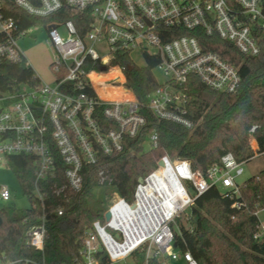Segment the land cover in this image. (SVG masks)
I'll return each instance as SVG.
<instances>
[{
	"label": "built area",
	"instance_id": "1",
	"mask_svg": "<svg viewBox=\"0 0 264 264\" xmlns=\"http://www.w3.org/2000/svg\"><path fill=\"white\" fill-rule=\"evenodd\" d=\"M6 1L31 17H56L53 24L39 25L47 30L56 57L50 67L52 83H44L35 73L39 87L23 85L0 93V166L9 163L10 157L33 158L32 200L25 194L31 204L27 210L40 208L41 212L22 247L43 256L36 262L9 259L0 252V264H47V200L54 199L58 205L54 214L64 216L65 206L73 195L82 193L85 174L93 168H98L96 190L107 193L104 221H95L79 239L78 264H104V259L110 264H198L176 244L178 220L212 189L240 196L244 184L237 179L245 167L257 159L264 162V150L254 138L256 127L250 131L255 146L250 144L253 156L248 160L238 161L229 153L203 174L187 160L164 156L138 183L131 202L114 190L110 170L99 167L104 158L124 153L128 140L139 138L149 123L147 114L158 123L193 129L188 115L191 77L221 94L240 88L239 68L207 50L190 32L201 30L205 36L231 43L246 58L257 57L264 33V0H0V71L6 63L31 66L19 42L32 28L23 29L21 19L8 15ZM65 10L86 16L81 27L85 34H80L73 20L61 17ZM180 31L189 34L179 35ZM124 57L129 64L114 65L125 61ZM140 59L144 66L139 65ZM149 59L157 60L154 71L162 72L165 82L142 104L127 88L126 72L129 65L146 67ZM110 69H117L120 77L98 86L106 95L115 89L131 99L99 95L91 75ZM157 141L158 132L153 129L147 148ZM12 198L10 190L1 186L0 200ZM235 207L242 206L236 203ZM259 213L254 239L264 241V219Z\"/></svg>",
	"mask_w": 264,
	"mask_h": 264
},
{
	"label": "trees",
	"instance_id": "2",
	"mask_svg": "<svg viewBox=\"0 0 264 264\" xmlns=\"http://www.w3.org/2000/svg\"><path fill=\"white\" fill-rule=\"evenodd\" d=\"M6 4L8 15L21 19L23 29L56 22L54 16L42 20L25 14L9 1ZM60 15L64 20H73L80 34H85L86 29L81 27L86 16L74 15L67 10ZM181 34L189 33L180 31ZM190 36H197L207 50L238 67L241 86L233 94H221L206 87L196 77H191L188 83V115L194 123L193 129L169 122L158 123L147 114L149 123L139 138L128 140L124 153L104 158L99 168L110 170L114 190L129 202L134 199L139 179L155 170L164 156L171 160H187L194 169L205 174L219 164L226 154H233L238 161L251 158L253 150L249 140L254 127V138L259 149L264 150V33L260 35L261 53L253 58L244 57L231 43L217 36H205L201 30L190 32ZM124 59L115 61L114 65L129 64L127 57ZM156 65L157 60L149 59L146 67H136L132 72H126V86L142 104L148 102V97L159 86L154 71ZM93 82L98 88V84L106 81L101 75ZM23 85L39 87L40 82L32 67L25 62L19 65L4 64L0 71V93L20 90ZM112 91L107 97L99 95L108 99L128 98L120 92L118 96H112ZM153 129L158 132V141L155 146L147 148V137ZM9 165L23 193L32 200L33 158L10 157ZM60 168L63 171L61 164ZM97 172L98 168H93L85 174L84 190L73 195L71 203L65 206L64 216L54 214L58 206L54 199L50 197L47 200L50 206L44 253L47 264H78L79 239L95 221H104L106 202L96 203L93 200ZM236 203L242 207H235ZM263 210L264 169L244 183L239 197H232L217 189L199 197L190 209L187 224L178 220L180 233H176V244L183 252L189 251L198 264H264V241L254 239L258 224L256 213ZM40 212V208L36 211L15 207L0 209L3 221L0 227L1 253H5L9 259L42 260L40 252L22 247L26 232L36 224ZM103 263L110 264L107 259Z\"/></svg>",
	"mask_w": 264,
	"mask_h": 264
},
{
	"label": "rangeland",
	"instance_id": "3",
	"mask_svg": "<svg viewBox=\"0 0 264 264\" xmlns=\"http://www.w3.org/2000/svg\"><path fill=\"white\" fill-rule=\"evenodd\" d=\"M60 32H64L63 28H60ZM19 46L22 52L24 53L26 59L30 63L32 69L40 78V80L44 83H52L54 81V74L51 71L50 67L56 57V54L51 43L49 42L47 30L41 26L32 28L29 35L20 40ZM139 65L144 66L145 62L140 59ZM102 76L105 81L120 77L117 69L114 72L111 71L109 73L103 74ZM155 77L158 83L162 84L165 82V78L162 72H160L159 70L155 71ZM94 78H97V75H93L92 80ZM96 89L97 92L102 94L103 96H108V94L106 95L104 93L101 87H96ZM113 90L114 91L111 92L112 96H118L120 91L115 89ZM249 142L252 146H255V142L252 137H250ZM263 169L264 162L261 161V159L253 161L250 165H247L245 167V173L243 176L237 179V183L243 185L250 178L258 175L259 172H261ZM1 186L7 187L10 190V193L12 194L13 198L9 202H3L0 200V209L4 207H15L17 209L27 210L30 208L31 204L26 195L23 193L19 182L15 176V173L10 168L9 163H5L0 166V187ZM106 194L107 193L105 191L97 189L94 192L93 200L96 203H100L102 201L106 202ZM189 212L190 210H188V213L180 218L185 224H187V221L189 219ZM259 218L264 219V210L260 211Z\"/></svg>",
	"mask_w": 264,
	"mask_h": 264
},
{
	"label": "water",
	"instance_id": "4",
	"mask_svg": "<svg viewBox=\"0 0 264 264\" xmlns=\"http://www.w3.org/2000/svg\"><path fill=\"white\" fill-rule=\"evenodd\" d=\"M134 69H135V68H134V66H132V65H129V66L127 67V71H129V72H132ZM103 70H105V68H103ZM161 164H162V163H160V165H161ZM142 181H143V178L139 179V183H142ZM106 218L109 219V214H106ZM2 224H3V221H2V218H1V216H0V227L2 226Z\"/></svg>",
	"mask_w": 264,
	"mask_h": 264
},
{
	"label": "bare ground",
	"instance_id": "5",
	"mask_svg": "<svg viewBox=\"0 0 264 264\" xmlns=\"http://www.w3.org/2000/svg\"><path fill=\"white\" fill-rule=\"evenodd\" d=\"M112 70H114V69H110V71L109 72H111ZM108 72V73H109ZM92 75H95V74H92ZM92 75H91V78H92ZM101 75H103V74H101ZM101 75H97V76H101ZM120 75V74H119ZM104 80V79H103ZM96 86V85H95ZM121 95H123V94H121ZM123 96H125V95H123ZM127 97H128V95H127ZM103 99H108V98H103ZM127 99H131V98H127Z\"/></svg>",
	"mask_w": 264,
	"mask_h": 264
},
{
	"label": "crops",
	"instance_id": "6",
	"mask_svg": "<svg viewBox=\"0 0 264 264\" xmlns=\"http://www.w3.org/2000/svg\"><path fill=\"white\" fill-rule=\"evenodd\" d=\"M121 94V93H120ZM123 96V95H122ZM128 98H131V96H128Z\"/></svg>",
	"mask_w": 264,
	"mask_h": 264
}]
</instances>
